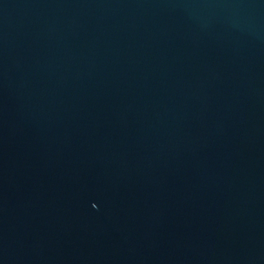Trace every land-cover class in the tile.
I'll list each match as a JSON object with an SVG mask.
<instances>
[{
	"label": "water",
	"instance_id": "95a60500",
	"mask_svg": "<svg viewBox=\"0 0 264 264\" xmlns=\"http://www.w3.org/2000/svg\"><path fill=\"white\" fill-rule=\"evenodd\" d=\"M0 264H264V0H0Z\"/></svg>",
	"mask_w": 264,
	"mask_h": 264
}]
</instances>
